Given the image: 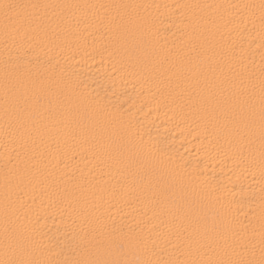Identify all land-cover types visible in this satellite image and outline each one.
I'll return each mask as SVG.
<instances>
[{
  "label": "bare ground",
  "instance_id": "1",
  "mask_svg": "<svg viewBox=\"0 0 264 264\" xmlns=\"http://www.w3.org/2000/svg\"><path fill=\"white\" fill-rule=\"evenodd\" d=\"M8 2L41 7L0 15V259L259 260L264 0Z\"/></svg>",
  "mask_w": 264,
  "mask_h": 264
},
{
  "label": "snow or ice",
  "instance_id": "2",
  "mask_svg": "<svg viewBox=\"0 0 264 264\" xmlns=\"http://www.w3.org/2000/svg\"><path fill=\"white\" fill-rule=\"evenodd\" d=\"M41 7L39 5H27L18 4L14 2H8V0H0V15L3 16L5 28L7 29L9 25L15 26L22 23L25 19V11L27 9H36ZM264 8V5H262ZM260 138L262 150H264V83L261 85V100H260ZM234 116H238L241 123H244L250 119V113L248 112H234ZM262 156H264V151H262ZM197 246H203L206 248H211L214 251L219 250L218 258H195L190 260H185L182 264H264V244H262L260 251V258L256 260L250 258V249L247 246L241 247L237 258H225L227 252L224 251L226 248L225 244H220L215 240L212 243H203L202 241H195ZM191 247V245H190ZM19 251V256L16 255ZM11 253V257L9 255ZM246 254H248L246 256ZM0 264H46L36 259H31L28 256L27 242L20 238L16 245L6 247L5 258L0 259ZM75 264H139L138 261H128V260H84L77 261ZM150 264V262H147Z\"/></svg>",
  "mask_w": 264,
  "mask_h": 264
}]
</instances>
